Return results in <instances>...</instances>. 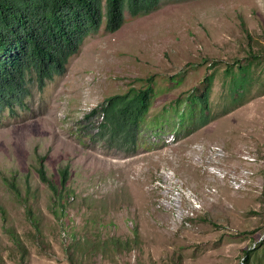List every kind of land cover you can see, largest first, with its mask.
I'll list each match as a JSON object with an SVG mask.
<instances>
[{"label": "rangeland", "instance_id": "374dc122", "mask_svg": "<svg viewBox=\"0 0 264 264\" xmlns=\"http://www.w3.org/2000/svg\"><path fill=\"white\" fill-rule=\"evenodd\" d=\"M253 54L259 80L241 104L178 141L127 155L71 134L150 78L154 114L215 72L218 114L227 65ZM1 117L0 264H243L249 249L248 264H264V0H163L126 13L117 31L87 36L64 75L34 84L24 111Z\"/></svg>", "mask_w": 264, "mask_h": 264}, {"label": "trees", "instance_id": "16d2710c", "mask_svg": "<svg viewBox=\"0 0 264 264\" xmlns=\"http://www.w3.org/2000/svg\"><path fill=\"white\" fill-rule=\"evenodd\" d=\"M162 1L0 0V120L6 110H25L34 84L42 90L46 80L64 75L70 58L79 53L87 36L103 25L107 32H115L124 24L126 13L143 16L157 10ZM245 61L227 65L228 105L218 114L211 101L215 72L204 78L199 93L191 91L186 98H177L154 114L150 108L157 90L150 78L144 87L110 96L92 108L71 134L86 148L100 147L127 155L150 149L167 136L178 141L241 104L259 80L253 72L254 61L262 64L258 54ZM183 76L176 74L170 79L178 85ZM38 171L50 184L43 162ZM66 174L67 170L63 171V183ZM253 252L245 251L243 264L249 263Z\"/></svg>", "mask_w": 264, "mask_h": 264}]
</instances>
